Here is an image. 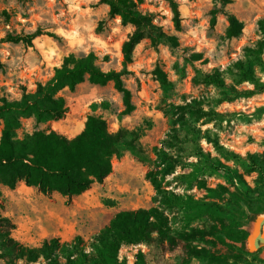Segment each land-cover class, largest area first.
Returning a JSON list of instances; mask_svg holds the SVG:
<instances>
[{
  "label": "rangeland",
  "instance_id": "1",
  "mask_svg": "<svg viewBox=\"0 0 264 264\" xmlns=\"http://www.w3.org/2000/svg\"><path fill=\"white\" fill-rule=\"evenodd\" d=\"M134 1L140 11L153 13L155 24L179 39V45L172 47L164 41L154 45L146 36L134 48L123 80L132 92L135 109L124 113L122 93L113 82L96 85L85 81L75 90L62 91L69 108L63 118L43 123L33 117L23 118L17 135L56 130L74 137L83 130L88 115L97 114L107 120L113 132L120 128L139 130L140 144L148 159L141 160L130 152L113 157V171L103 182H94L90 189L71 198L58 192L45 195L25 182L15 188L0 182V213L16 224L12 234L27 246L39 247L53 237L63 242L80 235L88 241L116 212L160 204L147 173L159 169L153 147H166L185 165L179 164L167 175L163 186L184 197L217 201L235 217L225 222L208 215L188 220L186 210L161 205L169 216L168 234L175 242L165 240L159 246L124 244L120 259L141 264L142 252L144 264H204L195 253L197 248H203L230 261L236 258L245 264H264V245L257 246L264 215V91L215 105L219 114L202 126L239 156L227 160L213 144L200 140L204 150L219 157L230 169L201 175L190 164L197 160L192 155L190 136L180 134L179 139L165 141L172 126V117L166 112L171 104L201 96L214 105V100L220 98L217 88L196 83L195 77L217 67L226 69L244 56L247 45L261 38L258 22L264 17V0H232L226 6L216 0H176L182 14L180 30L174 24L169 0ZM214 10L218 11L213 24ZM109 11V5L101 0H0V96L18 100L25 90L34 92L38 83L49 80L71 53L82 56L93 52L104 70H121L122 46L134 26L123 24L120 16H111ZM229 12L245 25L241 36L232 39L226 35ZM38 31L40 34L31 43L7 39L10 34ZM197 53L202 54L201 59L193 57ZM156 67L167 73L169 87H163L157 79ZM260 76L264 80V73ZM240 87L252 85L243 83ZM1 130L2 125L0 134ZM252 154L258 155L260 170L250 171L255 165L250 159ZM193 170V176L187 175ZM200 179L206 180V187L199 185ZM243 231L247 232L246 239ZM189 244L192 251L187 250ZM0 264H5L4 260ZM18 264L32 263L18 260Z\"/></svg>",
  "mask_w": 264,
  "mask_h": 264
},
{
  "label": "trees",
  "instance_id": "2",
  "mask_svg": "<svg viewBox=\"0 0 264 264\" xmlns=\"http://www.w3.org/2000/svg\"><path fill=\"white\" fill-rule=\"evenodd\" d=\"M101 1L109 5L111 16H120L123 24L134 26V31L122 46L124 67L121 70H104L97 62L98 56L93 52L82 56L71 53L64 58L61 66L55 68L54 75L49 80L38 83L34 92L25 90L18 100H8L0 96V182L11 188H15L19 182H25L28 186L37 187L45 195L58 192L71 198L90 189L94 182H103L113 171V157L120 158L130 152L141 160L148 159L140 144L139 130L120 128L113 132L107 120L97 114L88 115L83 130L74 137H68L56 130H36L23 137L17 135L23 118L33 117L37 123L63 118L69 108L62 91L66 88L75 90L77 85L85 81L96 85L113 82L114 87L122 93L124 113H131L135 105L123 75L128 72L136 45L146 36L154 45L161 41L172 47L179 45L178 36L167 33L155 24L153 13L140 11L134 0ZM216 1L226 6L232 0ZM169 3L174 24L180 30L182 14L179 4L176 0H169ZM217 11H213V24L216 22ZM227 15V38L241 36L244 22L232 12ZM258 24L261 38L244 48L242 58L231 63L226 69L217 67L211 72L195 77L196 83L212 85L219 90L220 98L214 100V105L200 96L181 104H171L166 111L172 117V126L165 141L179 139L180 134L190 136L193 143L192 155L197 157V160L190 164L195 166L201 175H213L230 169L219 157H214L204 150L200 145L202 139L213 144L219 154L227 160L239 157L221 145L209 128H202L215 120L219 114L214 108L215 105L264 91V80L260 76V73H264V17ZM37 34L40 32L16 36L10 34L7 39L31 43ZM193 57L201 59L202 54H193ZM154 73L163 87L171 85L167 73L160 67H156ZM243 83L252 87L241 88ZM153 151L157 155L159 169L149 170L147 178L155 188V200L160 202L159 205L116 212L88 241L80 235L71 241L63 242L60 238L53 237L45 240L39 247L27 246L17 240L12 234L16 224L0 213V260H4L5 264H18V260L32 264H128L119 257V251L124 244L144 243L159 246L165 240H169L170 244L175 242L168 234L169 216L161 205L186 210L185 216L188 220L208 215L225 222L226 218L232 220L235 217L233 211L224 208L217 201L184 197L164 187L163 179L179 164H185L182 159L172 156L166 147L154 146ZM250 159L255 164L250 171L260 170L258 155L252 154ZM194 173L193 170L187 175L193 176ZM199 185L206 187V180L200 179ZM243 233L246 239L247 232ZM190 245H187V250L192 251ZM197 249L195 253L204 264H245L236 258L230 261L225 256L216 255L203 248ZM139 260L144 264V253L139 252Z\"/></svg>",
  "mask_w": 264,
  "mask_h": 264
},
{
  "label": "flooded vegetation",
  "instance_id": "3",
  "mask_svg": "<svg viewBox=\"0 0 264 264\" xmlns=\"http://www.w3.org/2000/svg\"><path fill=\"white\" fill-rule=\"evenodd\" d=\"M263 222H264V220L262 221V223ZM259 233H261V228L259 229V232L257 234V244H258V246H263L264 245V241H263V239L260 238Z\"/></svg>",
  "mask_w": 264,
  "mask_h": 264
},
{
  "label": "water",
  "instance_id": "4",
  "mask_svg": "<svg viewBox=\"0 0 264 264\" xmlns=\"http://www.w3.org/2000/svg\"><path fill=\"white\" fill-rule=\"evenodd\" d=\"M264 220V215H263V218H262V221ZM262 223V222H261ZM261 228V233H259V236L261 239H263L264 241V222L262 224H260L259 226V229Z\"/></svg>",
  "mask_w": 264,
  "mask_h": 264
},
{
  "label": "crops",
  "instance_id": "5",
  "mask_svg": "<svg viewBox=\"0 0 264 264\" xmlns=\"http://www.w3.org/2000/svg\"><path fill=\"white\" fill-rule=\"evenodd\" d=\"M76 196H78V195H76ZM19 239L24 240L25 238L23 239V238H20V237H19ZM257 246H258V244H257ZM255 247H256V246H255ZM261 256L264 258V252L261 253Z\"/></svg>",
  "mask_w": 264,
  "mask_h": 264
}]
</instances>
